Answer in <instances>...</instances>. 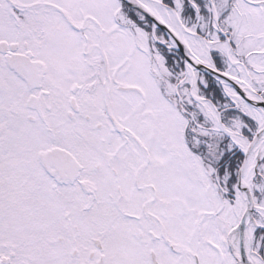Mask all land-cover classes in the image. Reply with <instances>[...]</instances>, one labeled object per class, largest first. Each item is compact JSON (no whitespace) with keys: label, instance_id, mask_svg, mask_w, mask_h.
Masks as SVG:
<instances>
[{"label":"snow or ice","instance_id":"snow-or-ice-1","mask_svg":"<svg viewBox=\"0 0 264 264\" xmlns=\"http://www.w3.org/2000/svg\"><path fill=\"white\" fill-rule=\"evenodd\" d=\"M0 264H264V0H0Z\"/></svg>","mask_w":264,"mask_h":264}]
</instances>
